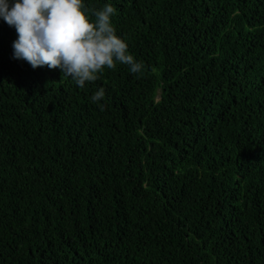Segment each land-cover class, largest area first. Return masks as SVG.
Segmentation results:
<instances>
[{
	"label": "trees",
	"instance_id": "1",
	"mask_svg": "<svg viewBox=\"0 0 264 264\" xmlns=\"http://www.w3.org/2000/svg\"><path fill=\"white\" fill-rule=\"evenodd\" d=\"M82 3L144 68L81 88L0 18V264H264V0Z\"/></svg>",
	"mask_w": 264,
	"mask_h": 264
},
{
	"label": "clouds",
	"instance_id": "2",
	"mask_svg": "<svg viewBox=\"0 0 264 264\" xmlns=\"http://www.w3.org/2000/svg\"><path fill=\"white\" fill-rule=\"evenodd\" d=\"M115 11L111 4L92 10L94 20L90 22L82 0H0V18L17 32L12 58L33 69H59L81 88L97 80L105 66L114 69L117 63L124 64L134 74L144 68L116 34L111 22ZM104 96L100 88L91 100L98 103ZM99 107L104 110L103 105Z\"/></svg>",
	"mask_w": 264,
	"mask_h": 264
}]
</instances>
